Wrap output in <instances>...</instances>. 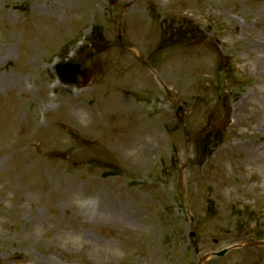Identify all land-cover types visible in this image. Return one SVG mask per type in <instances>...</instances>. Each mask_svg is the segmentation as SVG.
<instances>
[{"label": "rangeland", "instance_id": "374dc122", "mask_svg": "<svg viewBox=\"0 0 264 264\" xmlns=\"http://www.w3.org/2000/svg\"><path fill=\"white\" fill-rule=\"evenodd\" d=\"M255 38L264 0H0V74L23 76L0 87V264H197L264 240Z\"/></svg>", "mask_w": 264, "mask_h": 264}, {"label": "bare ground", "instance_id": "6f19581e", "mask_svg": "<svg viewBox=\"0 0 264 264\" xmlns=\"http://www.w3.org/2000/svg\"><path fill=\"white\" fill-rule=\"evenodd\" d=\"M34 11H38L43 13L44 10L41 9L38 6H35ZM67 10V9H66ZM253 45L256 48H259L261 46H264V42L262 40H259L258 38H255L253 41ZM12 45L9 42H3V44H0V58L5 57L3 60H7L9 57V54L11 52ZM255 59L257 63H259L262 67H264V53L261 52L260 50L256 53ZM23 79V76L18 75V76H13L10 72L8 74H0V87L7 85V84H13L14 82L20 83Z\"/></svg>", "mask_w": 264, "mask_h": 264}, {"label": "water", "instance_id": "95a60500", "mask_svg": "<svg viewBox=\"0 0 264 264\" xmlns=\"http://www.w3.org/2000/svg\"><path fill=\"white\" fill-rule=\"evenodd\" d=\"M179 109L182 111L181 108H179ZM178 119L182 122V116H181V117H178ZM191 235L194 236V233L191 232ZM224 252H225V250H222V251H220V252H218V253H216V254H217V255H222ZM202 259H205V257H203Z\"/></svg>", "mask_w": 264, "mask_h": 264}]
</instances>
